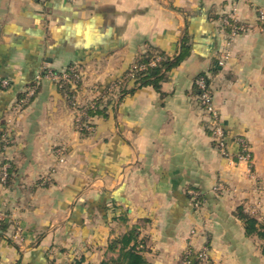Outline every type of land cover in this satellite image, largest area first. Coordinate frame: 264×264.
Instances as JSON below:
<instances>
[{"label":"crops","instance_id":"obj_1","mask_svg":"<svg viewBox=\"0 0 264 264\" xmlns=\"http://www.w3.org/2000/svg\"><path fill=\"white\" fill-rule=\"evenodd\" d=\"M233 13L242 29L231 38L223 19ZM183 40L159 90L114 100L87 137L48 79L17 104L42 69L71 67L87 105L141 55L175 61ZM203 73L231 159L199 103ZM0 79L10 82L0 91V220L10 224L0 264L111 263L110 243L134 227L152 264H185L203 248L210 264H264L262 241L235 216L242 206L264 222V0H0Z\"/></svg>","mask_w":264,"mask_h":264},{"label":"trees","instance_id":"obj_2","mask_svg":"<svg viewBox=\"0 0 264 264\" xmlns=\"http://www.w3.org/2000/svg\"><path fill=\"white\" fill-rule=\"evenodd\" d=\"M229 28L228 25H225ZM187 51V46L182 41L181 44V53L179 57L175 59V61H165L164 55L161 53H147L141 55L133 64V66L129 69V71L118 81L114 84L100 88L101 92L97 95L96 98L92 99V106H88L89 104L85 105V113L91 120L95 118H107L108 116V105L117 99V103L126 95L134 93L137 89L151 86L155 90H159L160 83L163 80V72L168 71L169 69L173 68L177 64L181 62V60L185 57ZM71 67H67L61 71H69ZM46 70V69H45ZM53 71V70H52ZM59 73L60 71H55ZM75 73L78 71L75 70ZM203 77L206 82H209V77L207 74L203 73L197 77ZM196 79V80H197ZM5 79H0V91L7 90L10 87V82L7 81V85L2 87V81ZM80 81H78L77 85ZM132 82V88L127 89L128 83ZM34 88L33 95L28 96V91L18 94L17 95V104L19 106H25L30 102L33 98L34 93L36 91L37 85L36 80L34 79L31 85L28 87L29 90ZM58 92L63 96L66 95V101L70 103V98L72 94H74V89H71L69 83L63 82L60 88H56ZM195 90L200 95V90L198 89L197 85L195 84ZM212 94V92H211ZM107 96V100L103 102L102 96ZM111 96V97H110ZM200 102V100H199ZM71 105V104H70ZM85 119L82 118L80 125L78 127V131L82 137H87L90 135V131L83 127ZM92 127H94L92 125ZM212 135V133H210ZM213 137V136H212ZM214 139V138H213ZM217 147V142L214 140L213 142ZM12 173L10 169L7 168L6 170V177L4 178L3 183L5 186H8L10 183V178ZM198 198V197H196ZM198 200V199H197ZM235 216L241 222L244 234L246 237H255L262 242H264V222H259L257 219V215L252 214V212L247 211L244 207L239 206L235 211ZM9 223L0 220V239L3 238L4 234L7 232L9 228ZM138 229L136 227L132 228L126 234L122 235L121 237L113 240L109 245V250H117L118 249V256L115 260L111 263H102V264H152L146 260L143 254V249L140 248V243L138 241ZM262 254L264 256V246L262 247ZM198 253L189 252L185 254L183 261L185 264H199ZM72 264H85L82 259L74 260ZM210 264V262L208 263Z\"/></svg>","mask_w":264,"mask_h":264},{"label":"built area","instance_id":"obj_3","mask_svg":"<svg viewBox=\"0 0 264 264\" xmlns=\"http://www.w3.org/2000/svg\"><path fill=\"white\" fill-rule=\"evenodd\" d=\"M223 23L225 25H228L230 27V36L231 38H234L237 33L242 29V26L238 25L235 21V14H229L224 17ZM42 79H48L50 80L56 88H60L61 84L63 82L69 83L71 86V89H75L78 81H80V74L75 73V69L71 68L68 72L67 71H60L59 73H56L49 69H42L39 74L35 77L36 85L42 80ZM2 87H5L7 85V81L3 80ZM195 84L197 85L198 89L200 90L199 100L200 104L203 107V109L210 115L212 118L213 123V130H212V136L214 140L217 142V148L224 158L231 159V156L229 155V152L226 148V135L222 127L219 123V115L217 110L215 109L213 105V96L211 94V87L210 83L206 82L203 77L198 78L195 81ZM34 88L28 91V96L33 95ZM63 97L66 99L67 96L63 95ZM75 95L72 94L70 98L71 105L74 107L76 106L75 102ZM93 103L89 104L88 106H92ZM85 110V108L83 109ZM82 118L85 119V122L83 124V127L87 129L88 131L92 130V120L90 117H88L83 111L78 115L77 123L80 125V122ZM78 125V127H79ZM236 142L239 146V153L237 155L238 161L242 163H246L248 166L251 164V151L249 147V143L243 139V138H237ZM6 170L7 167L3 168V178L6 177ZM219 186H216L214 189L218 190ZM254 214V213H253ZM199 264H208V251L206 248H203L198 255Z\"/></svg>","mask_w":264,"mask_h":264},{"label":"rangeland","instance_id":"obj_4","mask_svg":"<svg viewBox=\"0 0 264 264\" xmlns=\"http://www.w3.org/2000/svg\"><path fill=\"white\" fill-rule=\"evenodd\" d=\"M80 78H81V76H80ZM78 88V85H76V88L74 89V95H75V102H76V106H72V105H70L71 104V102L69 103V102H67L66 101V99H65V101L67 102V104L70 106V108L75 112V114H76V116H75V119H76V123H77V118H78V115L80 114V113H82L84 110V108H85V103L84 104H81L82 103V101L76 96V89ZM94 98H96L97 97V95L101 92V90L100 89H98V88H96V89H94ZM109 97V95H107V96H102L101 98L103 99V102H105L106 100H107V98ZM111 97V96H110ZM93 98V99H94ZM91 103H93L92 102V100L91 101H89V103L88 104H91ZM200 103V102H199ZM87 104V103H86ZM201 105V104H200ZM214 105V104H213ZM202 107V106H201ZM203 108V107H202ZM205 111V110H204ZM206 112V111H205ZM207 113V112H206ZM208 114V113H207ZM208 116H209V120L211 121V123H212V118L210 117V115L208 114ZM220 121V120H219ZM78 123H77V128H78ZM212 125H213V123H212ZM93 128V127H92ZM93 130V129H92ZM92 130H90V131H92ZM212 130H213V126H211L210 127V131H211V133H212ZM79 132V131H78ZM211 137H212V135H211ZM7 144H9L8 143V139L6 140V139H4L3 141H2V146H1V150H2V153H3V156H4V154H5V152L6 151H8V148H9V146L7 145ZM6 146H8V147H6ZM6 147V148H5ZM5 148V149H4ZM7 149V150H6ZM238 160V159H237ZM60 161H64V160H60ZM240 162V161H239ZM246 164V163H245ZM247 165V164H246ZM4 166H7V165H4ZM4 166H2V168L4 167ZM1 180L2 181H4V178H3V170H1ZM218 186V185H217ZM222 188V186H220L219 187V189H221ZM252 212V214L254 213V211H251ZM264 246V242H262V244H261V246H260V251L262 252V247Z\"/></svg>","mask_w":264,"mask_h":264}]
</instances>
